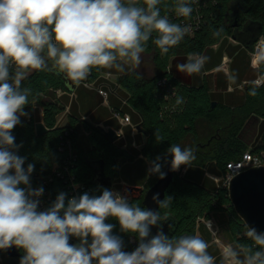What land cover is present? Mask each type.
Here are the masks:
<instances>
[{"label": "trees", "instance_id": "16d2710c", "mask_svg": "<svg viewBox=\"0 0 264 264\" xmlns=\"http://www.w3.org/2000/svg\"><path fill=\"white\" fill-rule=\"evenodd\" d=\"M232 1L234 0H192L191 16L178 17L174 12L177 0H161L158 5L161 16L166 15L170 22L184 26L183 23L187 20L194 25L193 18L197 15L198 27H192V33L189 31L167 54H162L154 44L158 34L153 31L144 45L145 51L141 53L149 56L152 63L151 73L141 70L143 68H133L130 63L123 65V71L115 67L92 68L89 80L96 82L102 79L100 76L103 73H118L120 89L117 94L129 104V107L124 106V110L130 112L133 121L138 125L145 124L144 133L150 138L146 143L149 147H134L130 127L125 128L126 142H111L107 139L99 128L100 123H114L117 126L111 113L118 111L124 115L126 112L118 107L110 112V108L102 104L104 98L95 89L81 85L71 96L66 90L62 73L56 69L29 72L21 82V89H31L29 103L24 107L25 113L30 116L20 117V124L14 127L12 135L15 137V144L22 145L15 151L17 155L26 158L24 168L27 169L28 164L34 165L30 174L34 181H37L35 177L42 179L51 174L54 165L62 169L63 177L53 176L52 181L42 185L52 196L53 202L61 193L66 194L68 174L63 169L64 165H67L73 181L84 186L85 189L79 191L80 195L87 192L89 195L99 196L104 189L111 191L112 186L97 188L91 183L94 172L88 160L101 159L105 174L117 183L123 182L119 187H116L117 183L114 186L120 196L131 198L128 201L130 205L145 209L142 205L143 193L148 188L145 187L148 176L152 174L149 172L148 161L152 163L159 156L158 162L161 163L163 171L166 161L171 157L167 152L171 145L182 146L184 138L191 133L195 137L200 119L218 120L223 124V131L206 146H198L194 150L198 143H205L196 142L193 147L195 160L186 165L182 175L175 172L174 181L164 197H171V204L168 208H159V212L161 217L171 213L178 220L177 229L171 238L195 235L198 232V237L208 244L207 251L214 258L213 264H226L211 231L203 222L217 217V237L231 249L237 250L240 259L244 258L242 246H253V241L247 237L248 230L234 212L227 187L222 185L221 180L216 182L211 177H223L227 172V163L241 159L247 150L256 153L264 151V83L256 86L252 82L256 73H260L264 80V65L252 70L248 52L240 44L229 41L233 28L225 19L226 14L231 12L229 6ZM242 1L249 7V11L239 28L246 21H258L262 24L264 35V2ZM136 6L144 7L143 0H138ZM220 29H223L220 35L214 36L213 33ZM192 54L205 58L200 72L189 75L178 71V64L194 60L189 57ZM225 55L230 59L229 75L219 69ZM42 56L51 66L46 50ZM15 71L16 66L10 65V77L14 76ZM161 79H165L166 83L159 85ZM211 79L213 90L209 85ZM229 86L233 88L232 91H228ZM253 86L256 87L255 96L249 95ZM102 88L108 92L105 87ZM59 92L64 94L59 96ZM177 96L183 98V103L175 106ZM110 103L111 107L115 106L113 99ZM65 104L69 105V124L60 125L56 116L66 109ZM34 105L42 108V121L49 129L41 136L35 134L36 121L31 115ZM249 113L250 116L257 114L261 117L252 148L237 138L243 120ZM81 116H88L89 119H80ZM115 125L112 126L116 127ZM157 132L164 138L163 141L156 140ZM138 136L135 138L140 145L142 141ZM69 154L70 161L63 163ZM120 160H123L121 164ZM182 167L184 166H180V171L184 169ZM154 175L159 177V174ZM105 222L114 225L112 234L122 240L124 251L131 252L138 247L140 241L137 234L122 231L118 220L113 217L107 218ZM75 243H79L76 237L73 244ZM257 250H260L259 247L254 246L253 251ZM19 251L21 258L24 252L22 249ZM1 256L6 263L4 252H1Z\"/></svg>", "mask_w": 264, "mask_h": 264}, {"label": "clouds", "instance_id": "9594fccd", "mask_svg": "<svg viewBox=\"0 0 264 264\" xmlns=\"http://www.w3.org/2000/svg\"><path fill=\"white\" fill-rule=\"evenodd\" d=\"M0 0V250L22 249L19 264H213L208 244L195 235L169 238L162 231L151 239L150 226L162 218L160 212L130 205L125 197L104 189L99 196L87 192L66 200L61 193L47 210H38L43 188L31 189L33 164L24 168L25 159L16 154L22 145L15 144L12 130L27 115L31 89H21V82L30 71L56 69L74 82L87 78L94 67H115L140 63V55L153 31V41L162 54L179 44L189 32L161 16V0ZM192 0H177L174 12L178 17H190ZM220 29L213 33L219 36ZM254 64L264 65V44L257 43ZM47 54L48 65L42 53ZM205 58L178 64L180 72L189 75L200 72ZM16 71L10 77L9 66ZM257 94L253 86L249 95ZM183 98L176 97L175 106ZM174 106V107H175ZM157 141H163L155 133ZM171 155V169L195 160L194 150L179 144L167 149ZM158 156L149 172L165 173ZM23 185V187L21 186ZM153 200L159 208H168L171 197ZM113 217L121 230L138 235L139 245L134 251L123 250L122 240L112 234L114 227L106 223ZM253 246H242L245 252L230 249L226 264H264V233L249 229L246 233ZM70 237L79 239L70 243ZM89 238L91 242L89 243ZM258 246L260 250L253 251Z\"/></svg>", "mask_w": 264, "mask_h": 264}, {"label": "water", "instance_id": "95a60500", "mask_svg": "<svg viewBox=\"0 0 264 264\" xmlns=\"http://www.w3.org/2000/svg\"><path fill=\"white\" fill-rule=\"evenodd\" d=\"M229 8L231 12L226 14L225 20L233 28L230 38L237 44H240L249 53H253L254 44L262 35V24L258 21L249 20L239 28L245 20V14L249 11V7L242 0H234L230 3ZM140 61L148 63L146 70H149L151 73L152 63L149 56L140 55ZM136 68L140 69L138 65H136ZM62 76L66 87L70 91H74L77 82L72 81L63 73ZM209 85L212 87L211 83ZM214 104L215 102L212 103L213 106ZM260 123L261 117L257 114H252L241 127L237 138L243 144L249 146L257 135ZM34 127L36 136H41L49 131L42 121L36 122ZM99 128L109 141L115 142L118 139V135L113 128L108 127L105 129L102 126H99ZM216 131L218 133L219 129ZM212 138L213 136L209 137L205 143L198 144L196 147L199 145L202 147L206 146ZM171 160L172 157H169L163 168L165 177L163 179L158 177L151 186L145 189L142 199V205L145 207V210L159 212V205L153 200V196L158 194V200L162 201L167 189L174 181L176 171L171 169ZM88 164L94 172L91 183L97 188H110L112 186V178L105 174L103 161L101 159H90L88 160ZM227 191L234 212L246 229H254L258 234L264 233V165L253 166L234 174L228 181ZM166 215V219L158 221L157 225L150 226L149 237L147 239H151L158 231H162L169 238L173 236L178 226V220L171 213H166ZM164 216L165 214L162 218ZM0 251L5 254V264H19L21 259L19 249L11 247Z\"/></svg>", "mask_w": 264, "mask_h": 264}, {"label": "built area", "instance_id": "2783aa9c", "mask_svg": "<svg viewBox=\"0 0 264 264\" xmlns=\"http://www.w3.org/2000/svg\"><path fill=\"white\" fill-rule=\"evenodd\" d=\"M264 2V0H262ZM194 21V25L192 23H190L189 20L186 21V23H183L184 26H188L189 27V31L191 32L192 27L196 28L198 27V22H199V18L197 15L194 16L193 18ZM192 33V32H191ZM231 39V38H230ZM261 43L264 44V35H261L259 37V39L257 40V42L254 44V51L253 53H248L249 57H250V63L251 66L254 68L259 69V66H257L256 64H254V60H255V53L257 51L256 46L257 43ZM229 61L230 59L225 55L223 57L222 60V64L225 63V61ZM229 62H228V69H229ZM221 64V65H222ZM226 73H228V71H226V69H224ZM107 75H110V73H106ZM91 75V72L89 73V75L87 76L86 79L78 82L79 84L83 85L86 88L89 89H95L103 98L104 100H106L107 94L108 92L106 90H104L102 88L101 85L96 86L95 85V81H91L89 80V77ZM256 86H261L264 83L263 77L260 73H258L257 77L252 81ZM166 83L165 79H161L159 80L158 84L162 85ZM36 108L37 110L40 112L41 115V120L42 121V108L40 106L34 105L33 109H32V113L31 115L33 116L36 113ZM30 116V115H28ZM113 116L115 118H117L121 124L125 125V124H130L131 123V119L130 116L128 114H124L121 115L118 111L113 112ZM43 122V121H42ZM116 133L118 135V138H123L124 134L122 132V130H116ZM63 146V145H62ZM252 148V146H250ZM71 154H69V156L66 158V160L63 163H67L70 161L69 157ZM258 165H264V151H261L259 153L256 152H251L250 150H247L246 152H244L242 154V158L236 161H230L227 163V172L226 174L219 178V177H215V176H211L216 182L220 181L222 182V185L227 187L228 181L229 179L236 173L245 170L247 168L253 167V166H258ZM63 169L65 170V172L68 174V178L66 181V200L65 202L67 203V200L72 198V197H78L80 196L79 191L80 190H84V186L83 185H79L76 184L73 181V176L69 175V171H68V167L67 165H64ZM176 172H178V170H176ZM53 176H58V177H63L64 174L62 173V169H59L57 166H53L52 169V173L49 174L47 177H43L42 179L35 177L37 181H34V179L32 178V176L29 177V181H30V188L35 190V189H39L42 187V185H45L47 182L52 181ZM43 188V187H42ZM43 193L41 194V196H39L37 199L39 200V205H38V210L40 211H44L49 209L54 202L52 201V196L49 194V192L43 188ZM111 191L116 192L117 194H119V191H117L116 189H113V186L111 187ZM120 195V194H119ZM210 221V220H207ZM203 222L205 223V221L203 220ZM75 241V237H70V243H74ZM1 252L0 251V264H4L2 262V256H1Z\"/></svg>", "mask_w": 264, "mask_h": 264}, {"label": "rangeland", "instance_id": "374dc122", "mask_svg": "<svg viewBox=\"0 0 264 264\" xmlns=\"http://www.w3.org/2000/svg\"><path fill=\"white\" fill-rule=\"evenodd\" d=\"M229 41L232 43V44H236L235 41H233L232 39L229 38ZM192 59L196 60V59H199L201 58L200 55L198 54H192L191 56ZM225 61V60H224ZM228 62L229 61H225V63H223L222 65H220V68L221 70L225 71L224 69H226V71H228ZM133 65V68H136V65L135 64H132ZM147 65L148 63H146L145 61H140V63L138 64V66L140 68H145L144 71L147 72V73H150L149 70H146L147 68ZM226 73V72H225ZM241 88H239L240 90ZM219 114V113H218ZM251 113H249L247 115V117L243 120V124L242 126L244 125V123L246 122V120L248 119V117L250 116ZM25 118L28 117V115H25L24 116ZM34 119L36 122L40 121L41 120V115H40V112L37 110L36 108V113L33 115ZM66 115L63 116V112L62 113H59L57 116H56V121L57 122H60L62 120H65L66 121ZM222 122L221 121H218V120H214V121H207L205 119H200L198 122H197V126H196V136L194 137V133H191V135H187L184 140L182 141V146L181 148H185V147H190L193 149L194 145L196 144L197 141H201V142H206V140L211 136V135H214L216 134V130L219 129V128H222ZM139 129L141 131V140H142V143L140 145H138V149H143V147H149L148 144H146L147 142H149L150 138L147 137V135L144 133V130L146 129L145 128V124H141L139 126ZM153 135V134H152ZM153 139V137L151 138V140ZM255 139V137H254ZM254 140H252V142L250 143V145L248 147H250L252 145ZM246 152V151H245ZM123 160H120V164L122 163ZM148 167L149 169L152 167V163L150 161H148ZM184 167H182V169L186 168V165H182ZM184 169L182 171H180V168L178 169V173H180L181 175L183 174L184 172ZM209 176H211L209 174ZM213 176V175H212ZM158 176H155L154 174H150L148 176V179H147V185L145 186L146 188L149 187L157 178ZM112 186H113V189L115 184L117 183L115 179L112 180ZM123 182H118L117 183V186L116 187H119V185H122ZM23 187V185H21ZM116 193V192H114ZM127 201H131V198H126ZM205 221V224L207 225L208 229L211 231L212 233V236L214 237V240L217 242L219 248H220V251L222 253V255L225 257L226 254L228 253V251L231 249V247L229 245H227L226 243L222 242L218 237H217V233H218V230H219V227H218V222H217V217L214 216V218H212L210 221H207V220H204ZM195 236H199V233L196 232ZM75 244H78V243H75ZM2 258V257H1ZM2 262H3V258H2ZM1 263V261H0ZM4 263V262H3ZM5 264V263H4ZM95 264V262H94Z\"/></svg>", "mask_w": 264, "mask_h": 264}, {"label": "crops", "instance_id": "0c3cea01", "mask_svg": "<svg viewBox=\"0 0 264 264\" xmlns=\"http://www.w3.org/2000/svg\"><path fill=\"white\" fill-rule=\"evenodd\" d=\"M237 44V43H236ZM248 52V51H247ZM249 53V52H248ZM228 57V56H227ZM129 64V63H128ZM130 64H132V63H130ZM222 64V63H221ZM133 66V65H132ZM250 66H251V63H250ZM220 68V67H219ZM251 69L252 70H256L257 68H254V67H252L251 66ZM256 72V71H255ZM107 73V72H106ZM106 73H103L101 76H100V78H102L101 80H98L97 82H96V80H94L97 84H95L96 86H98V85H101L102 87H105L107 90H108V94H107V97H106V100H104L103 99V101H102V104H103V106H107V107H109L110 108V112H112V110H114L113 108H121V109H123L124 110V106H128L129 107V104L128 103H126L124 100H123V98L120 96V95H118L117 94V91L120 89L119 88V85H118V82H117V75H118V73L117 72H110V75H107ZM229 69H228V73H226L227 75H229ZM257 75H258V73H256V76H255V78L257 77ZM254 78V79H255ZM213 79V78H212ZM212 79H211V85H212V87H210V89L211 90H213V88H214V86H213V81H212ZM79 86H81V84H79V83H77V86H76V88L74 89V91H76V89L79 87ZM83 86V85H82ZM86 88V87H85ZM89 89V88H88ZM66 90L71 94H73V92L74 91H70L68 88H66ZM233 90V88L231 87V86H229V88H228V91H232ZM64 94V92H59V96H62ZM72 94H71V96H72ZM69 99H70V97H69ZM113 99V101H114V103H113V105H115L114 107H111L110 106V101ZM117 105V106H116ZM65 107H66V109L63 111V116L64 115H66V121L65 120H62V121H60V122H57L58 124H60V125H67V124H69V118H68V111H69V105L68 104H65ZM79 112H80V110H78ZM125 111V110H124ZM126 113L125 114H128L129 116H130V119H131V123L130 124H125V125H123V124H121L120 123V121L117 119V118H115L114 116H113V114L111 113V118L115 121V123L117 124V126L114 124V123H112V125H115L116 127H113L112 125H104L103 123H100V126H102V127H104L105 129H107L108 127H111V128H113L115 131L116 130H122V132H123V134H124V137L123 138H118L116 141H118V140H122V141H125L126 142V130H125V128L126 127H130V136L133 138V145H134V147H136V148H138L137 146H138V144H137V141H136V138L135 137H137L138 135V137H139V139L141 140V131H140V129H139V126L140 125H138L137 123H135L134 121H133V119L131 118V114H130V112H128V111H125ZM77 115H79V113L77 112ZM80 119H86V120H88L89 119V117L88 116H81V118ZM136 134H138V135H136ZM142 141V140H141ZM125 146V145H124ZM184 172H185V169H184ZM214 218V217H213ZM212 219V218H211ZM211 219H209V220H211ZM215 241V240H214ZM216 242V241H215ZM217 243V242H216ZM219 247V246H218ZM220 249V248H219Z\"/></svg>", "mask_w": 264, "mask_h": 264}, {"label": "flooded vegetation", "instance_id": "af4514ba", "mask_svg": "<svg viewBox=\"0 0 264 264\" xmlns=\"http://www.w3.org/2000/svg\"><path fill=\"white\" fill-rule=\"evenodd\" d=\"M221 131H223V129L222 128H219V132L217 133V131H216V134H214V135H212L213 136V138L212 139H214V138H218L219 136V133L221 132ZM198 144H200V143H198ZM197 144V145H198ZM200 146V145H199ZM198 147V146H197ZM196 146L194 147V150H196V148H197Z\"/></svg>", "mask_w": 264, "mask_h": 264}]
</instances>
